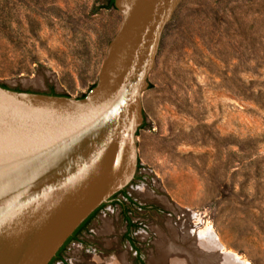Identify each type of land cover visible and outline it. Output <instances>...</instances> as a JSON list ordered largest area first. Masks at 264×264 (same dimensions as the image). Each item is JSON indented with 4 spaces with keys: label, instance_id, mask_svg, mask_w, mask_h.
Segmentation results:
<instances>
[{
    "label": "rangeland",
    "instance_id": "1",
    "mask_svg": "<svg viewBox=\"0 0 264 264\" xmlns=\"http://www.w3.org/2000/svg\"><path fill=\"white\" fill-rule=\"evenodd\" d=\"M108 4L0 0V83L85 95L123 19ZM149 82L132 202L98 212L66 261L264 264V0H183Z\"/></svg>",
    "mask_w": 264,
    "mask_h": 264
},
{
    "label": "water",
    "instance_id": "2",
    "mask_svg": "<svg viewBox=\"0 0 264 264\" xmlns=\"http://www.w3.org/2000/svg\"><path fill=\"white\" fill-rule=\"evenodd\" d=\"M183 0H114L122 13L82 97L0 83V264H49L138 170L142 94Z\"/></svg>",
    "mask_w": 264,
    "mask_h": 264
},
{
    "label": "flooded vegetation",
    "instance_id": "3",
    "mask_svg": "<svg viewBox=\"0 0 264 264\" xmlns=\"http://www.w3.org/2000/svg\"><path fill=\"white\" fill-rule=\"evenodd\" d=\"M127 193H126V189H124V190H122V191H120L119 193H117V194H115L114 196H113V200L111 201V202H109V203H106V204H103L102 206H100L99 208H98V210H97V212H96V214L93 216V218H91L88 222H86L85 223V221L87 220H85L76 230H75V232L73 233V235L65 242V244L61 247V249L58 251V253H57V255L51 260V262L49 263V264H58V262L60 261V262H62L63 264H68V262L66 261V259H65V256H64V253H65V251H66V248H67V245L69 244V242H71L72 240H76V239H79L81 236H80V234H82V235H85V233L83 232V231H85L86 229H87V227H88V225H89V223L97 216V214H98V212H100L104 207L106 208V206L108 205V204H110V203H113V202H119V201H121L120 199H119V196L120 195H122V196H126V199L128 200H130V198L126 195ZM131 201V200H130ZM132 202V201H131ZM134 203V202H133ZM135 204V203H134ZM123 206L125 207V208H127L128 207V205H126L125 203H123ZM127 221H128V223L130 222L131 223V221H130V219L129 218H127ZM130 223H129V225H130ZM84 224V225H83ZM130 227H133V226H131L130 225ZM128 240H129V242L131 243V242H133V240H132V238L131 237H129L128 238ZM135 250L136 251H138V248L136 247L135 248ZM137 254V253H136Z\"/></svg>",
    "mask_w": 264,
    "mask_h": 264
},
{
    "label": "trees",
    "instance_id": "4",
    "mask_svg": "<svg viewBox=\"0 0 264 264\" xmlns=\"http://www.w3.org/2000/svg\"><path fill=\"white\" fill-rule=\"evenodd\" d=\"M113 7L114 6V0H109V4L107 5V7ZM3 86H6V85H3ZM142 127V126H141ZM98 210V209H97ZM97 210H95L88 218H87V220L85 221V223L86 222H88L91 218H93V216L96 214V212H97ZM84 225V224H83ZM131 226H133V224L131 223L130 224Z\"/></svg>",
    "mask_w": 264,
    "mask_h": 264
},
{
    "label": "bare ground",
    "instance_id": "5",
    "mask_svg": "<svg viewBox=\"0 0 264 264\" xmlns=\"http://www.w3.org/2000/svg\"><path fill=\"white\" fill-rule=\"evenodd\" d=\"M199 233V232H198ZM201 233V232H200ZM198 235H200V234H198ZM209 235V234H208ZM200 237H206L203 233H202V235L200 236ZM210 239V238H209ZM207 240V239H206ZM178 255V254H177ZM177 258V257H176ZM178 260H180L181 261V259H178ZM183 261V260H182Z\"/></svg>",
    "mask_w": 264,
    "mask_h": 264
}]
</instances>
